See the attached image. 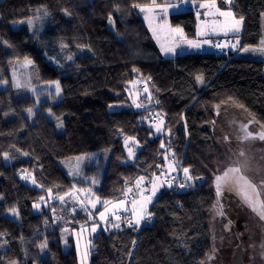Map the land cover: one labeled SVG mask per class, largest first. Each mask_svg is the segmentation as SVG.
<instances>
[{
  "label": "trees",
  "instance_id": "obj_1",
  "mask_svg": "<svg viewBox=\"0 0 264 264\" xmlns=\"http://www.w3.org/2000/svg\"><path fill=\"white\" fill-rule=\"evenodd\" d=\"M216 1L243 17L239 47L252 54L165 56L136 7L145 0H0V80L9 82L0 88V264H82L75 232L170 159L197 181L163 187L136 227L126 223L132 213L119 228L101 225L88 264H206L215 117L228 105L264 127V54L254 52L264 47V0ZM25 18L33 26L14 25ZM27 59L36 94L12 83L11 64ZM79 155L86 159L72 176L61 161ZM82 189L101 203L84 206L73 195Z\"/></svg>",
  "mask_w": 264,
  "mask_h": 264
},
{
  "label": "rangeland",
  "instance_id": "obj_2",
  "mask_svg": "<svg viewBox=\"0 0 264 264\" xmlns=\"http://www.w3.org/2000/svg\"><path fill=\"white\" fill-rule=\"evenodd\" d=\"M210 3L211 0H164L163 2H158L157 0H155V4L160 5L162 7L155 8L153 13L149 15V18L145 20L148 26L151 24V27L149 26V28L152 33L153 29H156V34L153 35L158 45L160 46V48L162 45L164 47H172L179 42V47L175 48V53L165 55V53L162 51L165 56H174L177 53H185L187 51H193L195 49L189 47L186 42L178 41V34L172 32L171 29H182L183 36L186 38V40H193L200 43H203V41L205 40L211 42L212 38L219 35L236 34L234 33V31H229L227 34H225L223 31H217V33L215 34L209 32L208 34L203 36L198 35V32H200L202 29L204 21H211L213 19H223L218 15L215 17H206L204 15V13L208 11V9L202 8L200 7V5ZM215 3L216 7H218L221 11H231L233 13V11L228 6H221L216 0ZM144 6H153V0H145V4H143L141 7ZM163 9H166V14ZM197 13H199V16L197 15ZM142 14L145 18L146 13L142 12ZM234 17L235 19L239 20L235 16V14ZM30 20L32 19L25 18L17 20L14 25L16 27H28V23ZM30 25L33 26L32 21ZM160 25H166V27L161 30V28L159 27ZM241 27L242 22L239 28ZM236 35L240 37L239 34ZM203 45L205 47L197 49L195 51H201V49H210L211 47L210 43H203ZM258 48L260 49V47ZM243 49H239L237 55L242 53ZM252 51L253 50L250 49L246 53L252 54ZM27 61H30V59L17 60L11 64L12 83L14 86H16L17 82H19L21 85H23L22 87H25L33 94H36L38 89L37 86H32L30 84V79L27 71V68H29L28 65L30 63H28ZM53 63L56 64L55 61H53ZM4 81L6 80H0V88L9 86V82L7 81V83H4ZM51 89L53 90L52 87ZM37 98L40 101L39 97ZM243 125H247V131L252 132L254 136L256 135V133L264 132V127L259 125L248 114H246L244 111L235 109L234 107L228 105L223 106L215 117L213 126L214 146L212 151V160L214 163V177L216 175H220L222 170L225 169L231 163L232 160L236 159L240 150H243L245 152V155L249 157L252 161L253 172L250 173V175H254L256 179H259L261 174H264V140H260L259 138H249L248 140H242L241 138L245 134L244 131H242ZM154 126L155 129H157V127L161 128L160 132H162L164 130L163 118H158L155 121ZM225 137H227V139H225ZM130 141L131 140H128L126 143L127 150L129 152V148L132 149L133 155L131 156V158H133L136 154V150L134 149V147L128 145ZM91 157V162L96 161L94 155H92ZM85 159L86 155H79L75 156L74 158L63 159L61 161V164L64 166V168L70 175L78 176V174H80L82 171ZM184 168L185 167L183 165L178 167L176 164H174L173 160L170 159L167 161L165 169L161 172L156 173L151 177L147 175L142 176L144 177V181L141 182L140 188L145 190L144 196L150 195V192L147 191V189L151 188V185L148 183V181L150 180H154L156 183V192L155 196L152 197V202L156 199L160 190L167 185L168 181H170L172 185L177 184V182L181 183V181H197V178L192 174L190 175V172L188 173V175H190L192 179L187 180L183 172ZM157 177L159 179H156ZM172 177H175V179H172ZM203 178L205 179V177ZM130 188H132L133 191L131 193H127L128 199L129 197H132V195L134 196L137 192L135 183ZM89 191L90 189H82L80 191L75 190V192L74 190H72V192H74V194H72L76 196L81 202H83L82 204L84 206L92 207V204L94 203L96 208L97 204L101 203V200H97V197H95V195L91 192L89 193ZM91 196H93L92 198L94 199L90 200ZM124 199L125 198H122L120 200ZM262 199H264V197H262ZM130 200L131 198L129 199V201ZM118 201H115L107 206V208L109 209V212L106 213L107 221L100 220L99 218L98 224L84 227L85 229L81 228V230L75 232L83 264H88L89 262L88 249L90 248L91 243L90 236L96 233L100 229L101 225L108 226L112 225L113 223H118L120 221H115L111 216V213L115 212L117 215H120L121 220H123V215H125L126 213H131L130 211L124 212L121 208L117 207L116 205ZM151 203L147 204V210L150 208ZM220 203L223 206L224 214L217 215L216 211L214 213V217L212 220V251L208 257L206 264H232V256L235 252V247L239 243L238 234H240L241 245L244 250V264H264V220H262L257 213L253 212L251 208L244 204L241 198L234 192H225L224 195L220 198ZM125 206L131 208L130 203L126 204ZM93 226L96 227L95 232L92 231ZM68 231L66 232V236L67 233H69L68 235L72 234L70 229ZM52 247H54L53 244ZM85 249L87 250L86 257L83 256V252Z\"/></svg>",
  "mask_w": 264,
  "mask_h": 264
},
{
  "label": "snow or ice",
  "instance_id": "obj_3",
  "mask_svg": "<svg viewBox=\"0 0 264 264\" xmlns=\"http://www.w3.org/2000/svg\"><path fill=\"white\" fill-rule=\"evenodd\" d=\"M226 3H231V0H225ZM140 9L141 12L146 13L145 19L149 18V15L153 13L155 8H161L162 6L156 5L155 0H153V6H144L141 7L139 5H136ZM202 8H207L208 11L204 13V15L215 17L219 16L222 17V20H217L213 19L211 21H204L203 26L200 32H198V35H206L209 32L215 34L217 31H223L225 34H227L229 31H234L238 32L239 26L243 20V17H241L239 20L235 19L234 14L231 11H221L218 7H216L215 0H211L210 4H202L200 5ZM214 9V11H213ZM163 11L166 14V9H163ZM45 15H47V12L45 10L44 12ZM199 16V13H197ZM31 23V21H29ZM151 27V24L149 25ZM161 30H163L166 25H160L159 26ZM172 32L178 34V41L180 42H186L189 47L195 48V49H200L202 47V44L197 41L193 40H186V38L183 36V30L182 29H171ZM153 34H156V29H153ZM177 38V37H174ZM203 43H211L208 40L203 41ZM264 44V41L261 42ZM179 47V42L175 44L172 47H164L163 45L161 46L162 51L165 53V55H168L170 53H175V48ZM216 47H222V45H216ZM235 47V45H233ZM243 51H249L248 48H244ZM261 54H264V47H261L258 50ZM72 57H68V59H71ZM28 63H32L31 61H27ZM198 80L202 81L201 77H197ZM4 83H7V81H4ZM19 82H17L16 87H22ZM145 92H147V88L144 89ZM55 93L56 95H59L60 93V87H59V82H56V87H55ZM135 102V101H134ZM136 107H143L142 104H136ZM28 111L31 113V109H28ZM62 127V122L58 125ZM157 132L161 131V128L157 127L156 129ZM242 131H244V136L241 138L242 140H248L249 138H259L260 140H264V132H259L256 133L254 136L252 132L247 131V125L242 126ZM131 139V138H129ZM227 139V137H225ZM127 143V141H126ZM161 147H164L163 144H161ZM129 155L132 156V149L129 148ZM183 172L185 174V178L187 180H191L192 177L188 175L189 170L187 168L183 169ZM253 172V165L252 161L249 157L245 155V152L243 150H240L236 159L232 160L231 163L222 170L220 175H216L214 177V182H215V191H216V196H217V205L215 208L216 214L217 215H223V206L220 203V198L224 195L225 192L229 193H236L241 200L243 201L244 204H246L249 208L252 209L253 212L257 213L258 216L264 220V174H261L259 179H256L254 175H250V173ZM163 174V173H162ZM156 179H159L158 177ZM172 179H175V177H172ZM144 181V177H139L135 181V186L137 188V192L135 195L129 199L127 198V193H131L133 191L132 188L127 189V192L125 193V199L120 200L117 202V207L121 208L124 212H131V218L126 219V223L128 224L129 227H136L140 225L141 221L146 219V216L150 218V213H147V204L152 202V197L155 196L156 192V183L154 180L148 181V183L151 185L150 189H147V191L150 192V195L144 196V189H141V182ZM33 184L36 183V181L33 179L32 181ZM168 187H172V184L170 181L167 182ZM181 188L185 187L184 184L179 185ZM51 192V190H48ZM43 197H41V200L43 201ZM59 200L63 201V197H59ZM99 198H97L98 200ZM83 203V202H81ZM108 201H104V211H101L99 213V218L100 220H105L107 221V216L106 213L109 212V209L106 207L108 204ZM130 203L131 208L126 207L125 205ZM34 207L39 208L40 205H34ZM92 207L95 208V204H92ZM13 214H18L15 209L11 210ZM55 211V209H53ZM89 215H91L89 213ZM111 216L115 221L121 220V216L117 215L115 212L111 213ZM111 222V221H108ZM113 227L119 228L120 225L118 223H113ZM92 231H96V227H92ZM47 244L46 242L41 245V248L46 247ZM83 256H87V250L85 249L83 252ZM211 259V257H210ZM83 264V262H82Z\"/></svg>",
  "mask_w": 264,
  "mask_h": 264
},
{
  "label": "built area",
  "instance_id": "obj_4",
  "mask_svg": "<svg viewBox=\"0 0 264 264\" xmlns=\"http://www.w3.org/2000/svg\"><path fill=\"white\" fill-rule=\"evenodd\" d=\"M210 49H201V52L211 51L217 56H236L240 49V37L236 34L232 35H219L212 39ZM222 45V47H216ZM235 45V47H233Z\"/></svg>",
  "mask_w": 264,
  "mask_h": 264
},
{
  "label": "water",
  "instance_id": "obj_5",
  "mask_svg": "<svg viewBox=\"0 0 264 264\" xmlns=\"http://www.w3.org/2000/svg\"><path fill=\"white\" fill-rule=\"evenodd\" d=\"M244 250L241 244H239L232 256V264H244Z\"/></svg>",
  "mask_w": 264,
  "mask_h": 264
},
{
  "label": "crops",
  "instance_id": "obj_6",
  "mask_svg": "<svg viewBox=\"0 0 264 264\" xmlns=\"http://www.w3.org/2000/svg\"><path fill=\"white\" fill-rule=\"evenodd\" d=\"M240 30L238 31V32H240L241 30H242V27L241 28H239ZM232 32V31H231ZM234 33H236V32H234ZM223 34V33H222ZM202 44V47L201 48H203V47H205L204 45H203V43H201ZM247 48V47H246ZM249 48H252V47H249ZM195 50H197V49H194L193 51H195Z\"/></svg>",
  "mask_w": 264,
  "mask_h": 264
},
{
  "label": "flooded vegetation",
  "instance_id": "obj_7",
  "mask_svg": "<svg viewBox=\"0 0 264 264\" xmlns=\"http://www.w3.org/2000/svg\"><path fill=\"white\" fill-rule=\"evenodd\" d=\"M238 235H239V238H238V240H239L238 245H239V244H241V238H240V234H238ZM238 245H237V246H238ZM237 246H236V247H237ZM236 247H235V249H236Z\"/></svg>",
  "mask_w": 264,
  "mask_h": 264
}]
</instances>
